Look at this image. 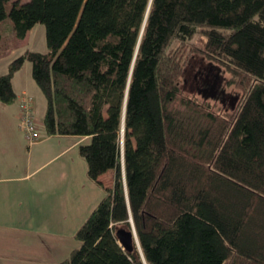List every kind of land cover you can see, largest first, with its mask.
I'll return each mask as SVG.
<instances>
[{
  "label": "trees",
  "instance_id": "obj_1",
  "mask_svg": "<svg viewBox=\"0 0 264 264\" xmlns=\"http://www.w3.org/2000/svg\"><path fill=\"white\" fill-rule=\"evenodd\" d=\"M38 23L47 51L8 63L0 101L28 61L44 133L87 136L78 151L104 190L58 264H264V0H0V47ZM197 32L240 91L231 114L179 98ZM131 223L128 251L115 231Z\"/></svg>",
  "mask_w": 264,
  "mask_h": 264
},
{
  "label": "crops",
  "instance_id": "obj_2",
  "mask_svg": "<svg viewBox=\"0 0 264 264\" xmlns=\"http://www.w3.org/2000/svg\"><path fill=\"white\" fill-rule=\"evenodd\" d=\"M33 28L17 47L2 46L0 59L21 54L16 49ZM29 73L24 62L12 77L16 100L10 104L0 101L10 106V115L0 109V264H58L66 259L81 244L74 233L104 193L98 189L91 204L85 196H71L72 190L87 186L102 190L89 181L86 162L78 151V146L88 141L87 136L46 135L40 130L36 142L26 140L18 122L20 101L25 95L37 99L40 92H30ZM13 122L18 130L11 128ZM68 154L73 159L65 160Z\"/></svg>",
  "mask_w": 264,
  "mask_h": 264
},
{
  "label": "rangeland",
  "instance_id": "obj_3",
  "mask_svg": "<svg viewBox=\"0 0 264 264\" xmlns=\"http://www.w3.org/2000/svg\"><path fill=\"white\" fill-rule=\"evenodd\" d=\"M21 2H26L27 0H20ZM5 32V31H4ZM4 40L6 39V34L3 33ZM204 38L202 35L197 32V34L194 36V38L189 41L186 45V52L183 54V61H184V70L182 75L179 79V98L181 99H194L197 103H199L202 106H206L208 109L217 112L219 114H231L236 106L237 99L240 95V91L237 89V87L234 84H231L228 79L229 75L226 72V70L222 66H218L216 62L206 58L201 48V43L203 42ZM21 41L18 42L20 44ZM1 49V47H0ZM27 49H34L36 51H43L46 50V43H45V27L43 24L38 23L34 26V28L31 30L29 36L26 40H24V43L22 46H19L16 50L19 53L24 52ZM2 51H0L1 53ZM18 53V54H19ZM3 54V53H2ZM10 54V53H9ZM0 59V73H3L7 70V64L13 59ZM27 66L30 68V64L28 61H26ZM24 79V77H23ZM29 79H30V92H34L35 89L38 90L35 82L30 76L29 73ZM37 99H34L36 101V117L38 118V121H40L39 117L42 114V110L45 106V100L43 96L41 95V92L38 93ZM42 97V98H41ZM40 99H43L42 102ZM0 105H3V111L6 112L7 115H10V110H7L10 106H6L5 104L0 103ZM174 106L182 111L184 114H188L196 119V121L200 124H206L208 121L205 117L200 116L199 113L187 109L184 105H182L179 100H177L174 103ZM5 109V110H4ZM10 109V108H9ZM9 112V113H8ZM19 122V121H18ZM11 123V122H10ZM12 129L18 130V127L15 122L11 125ZM15 130V131H16ZM40 130H43L42 128ZM22 131V130H21ZM192 151H195L194 149H191ZM67 158H72V154H68L65 156V160ZM111 173L107 172L101 175V179L106 182H110ZM93 181V180H89ZM94 183V182H93ZM97 185V184H96ZM94 191L92 187H85V189H76V191L72 190L71 196H76L78 199L79 197L83 198L84 196L87 198V202L91 204L93 202V199L97 198V191L104 190L101 188H97ZM99 189V190H98ZM104 195V193H103ZM73 196V197H74ZM99 198V196H98ZM102 198V197H101ZM101 198L96 202H99ZM89 214L87 213V216ZM131 226L132 223H131Z\"/></svg>",
  "mask_w": 264,
  "mask_h": 264
},
{
  "label": "built area",
  "instance_id": "obj_4",
  "mask_svg": "<svg viewBox=\"0 0 264 264\" xmlns=\"http://www.w3.org/2000/svg\"><path fill=\"white\" fill-rule=\"evenodd\" d=\"M35 101L31 95H25L20 101L18 112L19 127L23 131L26 140L34 143L39 138V121L35 112Z\"/></svg>",
  "mask_w": 264,
  "mask_h": 264
},
{
  "label": "water",
  "instance_id": "obj_5",
  "mask_svg": "<svg viewBox=\"0 0 264 264\" xmlns=\"http://www.w3.org/2000/svg\"><path fill=\"white\" fill-rule=\"evenodd\" d=\"M115 234L119 243L128 251H131L133 248V239L137 242V237L133 226L131 230L119 227L116 229Z\"/></svg>",
  "mask_w": 264,
  "mask_h": 264
}]
</instances>
